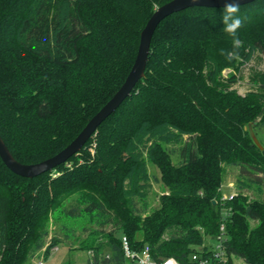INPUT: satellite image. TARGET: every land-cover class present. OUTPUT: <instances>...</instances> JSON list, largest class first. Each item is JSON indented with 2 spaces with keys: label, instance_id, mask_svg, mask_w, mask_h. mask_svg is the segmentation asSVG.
Wrapping results in <instances>:
<instances>
[{
  "label": "trees",
  "instance_id": "16d2710c",
  "mask_svg": "<svg viewBox=\"0 0 264 264\" xmlns=\"http://www.w3.org/2000/svg\"><path fill=\"white\" fill-rule=\"evenodd\" d=\"M171 1L0 0V136L19 163L51 159L82 133L122 88L142 32ZM224 15L225 8L194 7L166 18L144 78L66 163L27 179L0 158V264H32L47 246L49 218L76 196L116 225L106 242L88 246L96 264L107 255L122 261L124 236L134 249L149 245L156 258L191 264L222 223L230 255L264 264V200L241 192L223 200L222 190L227 167L264 174L248 129L259 119L264 126V76L245 96L233 89L235 73L264 54V0L239 6L235 37ZM169 146H179L177 165ZM148 163L164 193L143 218L137 206L152 189ZM244 177L240 190L250 183L263 190Z\"/></svg>",
  "mask_w": 264,
  "mask_h": 264
},
{
  "label": "rangeland",
  "instance_id": "374dc122",
  "mask_svg": "<svg viewBox=\"0 0 264 264\" xmlns=\"http://www.w3.org/2000/svg\"><path fill=\"white\" fill-rule=\"evenodd\" d=\"M233 73L234 71L231 69L224 71L222 79L225 81ZM235 75L237 83L233 89L238 94L245 96L251 91L258 90L261 86L260 78L264 76V54H255L253 59L245 64L241 71L235 73ZM259 121L260 119L257 121V125L252 126V128L264 148V126L260 127ZM168 149L171 153L174 151L172 153V162L177 165L180 162L179 146H169ZM148 170L152 189L144 201H138L137 206L138 209H141L143 218L159 208L160 198L164 193L163 186L160 183L161 174L158 168L148 163ZM225 175L222 189L225 197L232 194L237 195L241 192L252 200H264V187L261 192H259L257 185L253 183H250L251 187L245 190H240L238 187L239 180L243 175L246 182L248 180H256L264 185L263 173L244 171L239 167H227ZM87 206L85 199L76 196L51 215L46 227L48 232L47 246L37 252L36 257L31 261L32 264H39L40 262L43 264H88L95 261L94 250L88 249V246L106 242L105 237L116 229V225L111 214L102 213V210L87 211ZM223 214H226V210H223ZM251 226L254 227L255 223H252ZM53 239H57L59 243L47 255L46 249ZM209 239H206V242L209 243L211 241ZM211 243L214 244V240ZM235 264H245V262L236 257Z\"/></svg>",
  "mask_w": 264,
  "mask_h": 264
},
{
  "label": "water",
  "instance_id": "95a60500",
  "mask_svg": "<svg viewBox=\"0 0 264 264\" xmlns=\"http://www.w3.org/2000/svg\"><path fill=\"white\" fill-rule=\"evenodd\" d=\"M254 1L256 0H239V6ZM194 7L224 8V0H172L158 8L141 34L138 56L126 82L114 98L95 115L82 133L66 149L55 157L33 165H23L19 163L13 157L0 136V158L6 167L20 177L33 179L46 172L52 171L59 165L66 163L73 156L77 155L97 132L100 125L117 111L121 104L131 96L136 85L144 78L151 51L152 39L159 25L173 14ZM257 123L258 122L250 124L248 129L255 145L264 154V148L260 144L252 128V126H256Z\"/></svg>",
  "mask_w": 264,
  "mask_h": 264
},
{
  "label": "built area",
  "instance_id": "2783aa9c",
  "mask_svg": "<svg viewBox=\"0 0 264 264\" xmlns=\"http://www.w3.org/2000/svg\"><path fill=\"white\" fill-rule=\"evenodd\" d=\"M235 194L224 196L223 200L233 199ZM225 225L220 226V233L211 241L205 242L201 247L196 248L191 254V264H235L236 257L230 255L225 246ZM123 260L118 263L113 257L107 255L106 262L100 264H182L174 257H154L152 248L145 245L140 250L134 249L127 236L122 237ZM39 264H43L40 262ZM91 264H96L95 261Z\"/></svg>",
  "mask_w": 264,
  "mask_h": 264
},
{
  "label": "clouds",
  "instance_id": "9594fccd",
  "mask_svg": "<svg viewBox=\"0 0 264 264\" xmlns=\"http://www.w3.org/2000/svg\"><path fill=\"white\" fill-rule=\"evenodd\" d=\"M224 8L226 11V15L223 16L225 30L235 37L237 29L242 26L241 18L235 15L239 11V0H224ZM234 43L239 45V38H235Z\"/></svg>",
  "mask_w": 264,
  "mask_h": 264
}]
</instances>
